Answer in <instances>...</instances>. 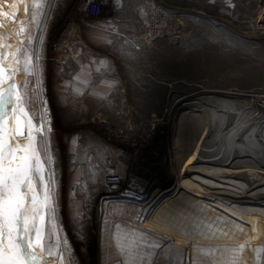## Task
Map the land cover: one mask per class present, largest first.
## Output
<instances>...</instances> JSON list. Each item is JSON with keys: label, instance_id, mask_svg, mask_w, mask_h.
<instances>
[{"label": "rangeland", "instance_id": "374dc122", "mask_svg": "<svg viewBox=\"0 0 264 264\" xmlns=\"http://www.w3.org/2000/svg\"><path fill=\"white\" fill-rule=\"evenodd\" d=\"M15 1V22L0 1L9 13L0 24L7 43L23 39L16 32L34 12L45 23L42 95L57 160V223L67 241L57 250L52 237L53 255L45 252L41 264H68L65 248L72 264H216L213 248L191 251L178 241L169 218H196L205 200L179 186L186 136L216 144L213 153L222 162L214 174L223 168L234 172L235 183L250 179L253 185L264 177V0H106L96 17L85 0H45L40 9L31 3L28 17L21 4L30 0ZM151 6L174 14L176 43L143 42ZM81 71L87 75L82 87L65 88ZM15 80L23 85V71ZM27 80L29 88L35 85L34 76ZM91 83L100 87L95 99L88 96ZM32 114L38 124V113ZM93 115L106 120L103 127L131 136L121 151L126 159L90 123ZM116 176L119 184H107ZM258 186L262 200L246 192L231 207L264 206V185ZM253 247L252 262L264 264V247Z\"/></svg>", "mask_w": 264, "mask_h": 264}, {"label": "snow or ice", "instance_id": "6c2138e0", "mask_svg": "<svg viewBox=\"0 0 264 264\" xmlns=\"http://www.w3.org/2000/svg\"><path fill=\"white\" fill-rule=\"evenodd\" d=\"M8 15L0 11V16ZM15 15L11 14L13 22ZM41 15L34 12L27 25L21 22L16 36L23 39L15 46L0 35V264H41L45 252L53 255L52 237L57 250L67 245L57 223V160L49 109L42 95L45 23ZM20 71L25 75L23 85L15 80ZM28 76L35 77L31 88ZM32 112L38 113V124ZM80 217L74 212L73 220ZM65 251L72 264L71 250Z\"/></svg>", "mask_w": 264, "mask_h": 264}, {"label": "bare ground", "instance_id": "6f19581e", "mask_svg": "<svg viewBox=\"0 0 264 264\" xmlns=\"http://www.w3.org/2000/svg\"><path fill=\"white\" fill-rule=\"evenodd\" d=\"M0 1L3 2L5 0ZM11 1L13 4L10 3L8 6H10L13 13H16L17 2L9 0V2ZM24 6L22 2V11H24ZM146 12L145 31L142 37L144 43L149 44L160 37L165 38L170 43L178 41V23L174 14L161 6H151L147 8ZM1 21L2 17L0 16V24ZM67 38L68 35L66 34L62 39L63 42ZM55 46L57 49L60 47L59 41H57ZM105 133L106 136H114L122 142L125 141V137H129L126 131L114 132V129L111 127ZM128 139H131V136ZM215 149V143L210 145L201 138L186 136V157L180 163V179L182 182L178 185L180 187L185 185L188 188H192L196 192V196H202L205 200L202 203L201 212L196 215V218L194 216L187 218L170 217L171 234L178 241L188 243L191 251H195L197 247H201L203 251L208 252L210 248H213L215 256L213 260H215L216 264H254L252 262L254 255L251 257L252 250L255 248L253 246L257 244V247H264V206L256 202L250 207L248 204L242 202L237 208H233V206L231 207V202L237 203L241 201L246 192L253 195V198L258 197L262 200L263 197L259 195L261 194V188L258 184L264 185V177H259L258 175L256 177L258 183L253 180L255 183L253 185L250 179L240 184L235 183L233 178L234 172H229L223 168H220L217 174H214L213 169L222 162L221 155L217 152L213 153ZM212 153L214 157L211 159ZM253 155L257 156V153H253ZM262 187L264 188V186ZM171 190L168 189L159 193L156 199ZM259 203H262V201ZM232 219L240 221V224L234 222ZM247 221H250V223H247ZM245 224L250 225L247 227ZM251 238L255 244L249 242ZM207 252L204 253L207 254ZM235 256H238V258Z\"/></svg>", "mask_w": 264, "mask_h": 264}, {"label": "built area", "instance_id": "2783aa9c", "mask_svg": "<svg viewBox=\"0 0 264 264\" xmlns=\"http://www.w3.org/2000/svg\"><path fill=\"white\" fill-rule=\"evenodd\" d=\"M106 1V0H85V5L87 7L88 5V13L90 14V16L92 17H96L98 16L99 12H100V8H101V2ZM100 116H96L93 115V121H91L90 123H92V125H97L98 128H96L101 134L102 136H104L108 141L112 142L114 144V146L116 147V149L118 150V154L123 157L124 159H126L127 155H124L123 153H121L122 150H125L128 145L130 144L128 138H124L125 141L122 142L121 140H117L114 136H106L105 131L109 130L110 127H103V123H107L106 120H103L101 118H99ZM108 124V123H107ZM112 128V127H111ZM129 153V151H127ZM131 154H129L128 157H130ZM114 180L117 181V183L119 184L120 179L118 176H116L115 179H107V184H110L109 182H113Z\"/></svg>", "mask_w": 264, "mask_h": 264}, {"label": "crops", "instance_id": "0c3cea01", "mask_svg": "<svg viewBox=\"0 0 264 264\" xmlns=\"http://www.w3.org/2000/svg\"><path fill=\"white\" fill-rule=\"evenodd\" d=\"M36 1L38 3H36L35 0L34 1L33 0H30L29 2L24 3V5L27 7V15L25 14V11H23L24 12V16H27V17L29 16V13L31 12V8H33L32 5H31V3L32 4L35 3V5H41L42 3H44L45 0H36ZM52 2H53V0H52ZM91 78H92V75H91ZM85 81H87V75L84 74L83 71H81L79 73L75 72V77L74 78L72 77V79L70 81L71 83L70 82H66L65 83V88L68 87L69 89L72 90V92H77L78 91V87L81 88L82 85L85 83ZM97 87L98 86L94 85V83H91V86H90V88L88 90V92H89V95L88 96L91 97V99H95L96 98L95 93L97 91H99L98 88H100V87H98V88ZM105 89H107V86H105Z\"/></svg>", "mask_w": 264, "mask_h": 264}, {"label": "water", "instance_id": "95a60500", "mask_svg": "<svg viewBox=\"0 0 264 264\" xmlns=\"http://www.w3.org/2000/svg\"><path fill=\"white\" fill-rule=\"evenodd\" d=\"M10 3L13 4V2H12V1L9 2V0H5V1H3V4H4V5H9ZM25 8H26V6H24V11H25Z\"/></svg>", "mask_w": 264, "mask_h": 264}]
</instances>
